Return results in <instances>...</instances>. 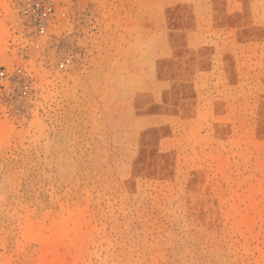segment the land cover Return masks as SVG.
Here are the masks:
<instances>
[{"label": "rangeland", "instance_id": "1", "mask_svg": "<svg viewBox=\"0 0 264 264\" xmlns=\"http://www.w3.org/2000/svg\"><path fill=\"white\" fill-rule=\"evenodd\" d=\"M0 72V264H264V0H0Z\"/></svg>", "mask_w": 264, "mask_h": 264}, {"label": "built area", "instance_id": "2", "mask_svg": "<svg viewBox=\"0 0 264 264\" xmlns=\"http://www.w3.org/2000/svg\"><path fill=\"white\" fill-rule=\"evenodd\" d=\"M33 24H34L36 31L40 35H42L46 33V31L50 27V24H51L50 17L46 12H40L34 16ZM3 77H4V74L0 72V85L3 80Z\"/></svg>", "mask_w": 264, "mask_h": 264}]
</instances>
